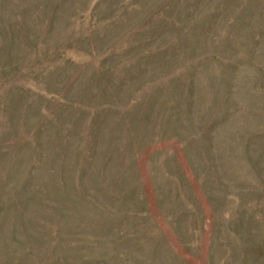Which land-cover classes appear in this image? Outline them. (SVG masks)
Instances as JSON below:
<instances>
[{
	"label": "rangeland",
	"instance_id": "rangeland-1",
	"mask_svg": "<svg viewBox=\"0 0 264 264\" xmlns=\"http://www.w3.org/2000/svg\"><path fill=\"white\" fill-rule=\"evenodd\" d=\"M0 264H264V0H0Z\"/></svg>",
	"mask_w": 264,
	"mask_h": 264
}]
</instances>
